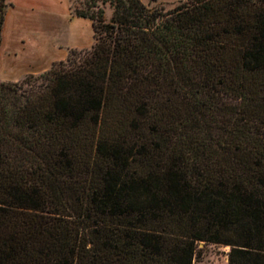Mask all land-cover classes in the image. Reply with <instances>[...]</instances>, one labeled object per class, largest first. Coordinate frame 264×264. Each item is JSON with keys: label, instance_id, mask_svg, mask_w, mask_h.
Listing matches in <instances>:
<instances>
[{"label": "trees", "instance_id": "trees-1", "mask_svg": "<svg viewBox=\"0 0 264 264\" xmlns=\"http://www.w3.org/2000/svg\"><path fill=\"white\" fill-rule=\"evenodd\" d=\"M82 5L91 48L0 81V264H264V0Z\"/></svg>", "mask_w": 264, "mask_h": 264}, {"label": "crops", "instance_id": "crops-1", "mask_svg": "<svg viewBox=\"0 0 264 264\" xmlns=\"http://www.w3.org/2000/svg\"><path fill=\"white\" fill-rule=\"evenodd\" d=\"M7 1L0 46L1 82L41 74L54 62L66 60L70 49L91 48L95 43L92 20L74 16L72 0Z\"/></svg>", "mask_w": 264, "mask_h": 264}, {"label": "rangeland", "instance_id": "rangeland-1", "mask_svg": "<svg viewBox=\"0 0 264 264\" xmlns=\"http://www.w3.org/2000/svg\"><path fill=\"white\" fill-rule=\"evenodd\" d=\"M7 1V0H6ZM144 3L148 4L150 7L162 6L166 10L175 7L180 2L176 3H165L158 0H142ZM170 1V0H163ZM3 0H0V4ZM8 2V1H7ZM85 0H73V7L77 8L78 6H83L82 4ZM105 17L109 20L112 16L113 9L109 4L105 6ZM199 248H202L197 256L195 257L193 264H229L228 263V252L230 251L229 246L217 245V244H204L202 242L199 245Z\"/></svg>", "mask_w": 264, "mask_h": 264}]
</instances>
